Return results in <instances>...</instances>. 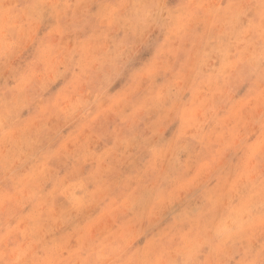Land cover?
<instances>
[{"label": "clouds", "instance_id": "1", "mask_svg": "<svg viewBox=\"0 0 264 264\" xmlns=\"http://www.w3.org/2000/svg\"><path fill=\"white\" fill-rule=\"evenodd\" d=\"M0 264H264V0H0Z\"/></svg>", "mask_w": 264, "mask_h": 264}]
</instances>
